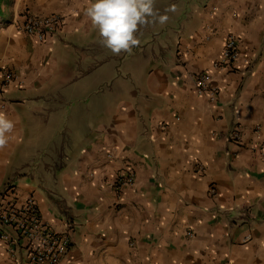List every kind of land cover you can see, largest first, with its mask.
Segmentation results:
<instances>
[{
	"label": "crops",
	"instance_id": "0c3cea01",
	"mask_svg": "<svg viewBox=\"0 0 264 264\" xmlns=\"http://www.w3.org/2000/svg\"><path fill=\"white\" fill-rule=\"evenodd\" d=\"M33 2L28 13L64 25L44 42L16 26L0 35V82L16 76L0 89L16 121L0 196L11 184L46 223L75 224L60 264H264V0H155L169 20L120 55L100 43L88 0ZM230 35L232 72L215 68ZM200 73L217 104L196 92ZM127 168L136 184L117 192Z\"/></svg>",
	"mask_w": 264,
	"mask_h": 264
},
{
	"label": "built area",
	"instance_id": "2783aa9c",
	"mask_svg": "<svg viewBox=\"0 0 264 264\" xmlns=\"http://www.w3.org/2000/svg\"><path fill=\"white\" fill-rule=\"evenodd\" d=\"M64 25V18L58 14L37 16L27 13L19 23V29L40 42L58 35ZM240 56L239 41L230 35L227 37L221 59L215 64L217 69L232 72ZM16 79L11 71H4L0 89ZM196 92L212 104H217L220 89L214 85L208 73H200L194 78ZM229 141L239 144L241 132L234 127L228 135ZM136 174L132 168L120 172L112 187L120 192L124 188H133ZM210 193L215 194L214 188ZM0 242L4 243L11 264H60L68 255L73 244L76 226L73 222L65 223V230L46 223L41 216L38 204L30 196L19 201L11 184L5 186L0 196Z\"/></svg>",
	"mask_w": 264,
	"mask_h": 264
},
{
	"label": "clouds",
	"instance_id": "9594fccd",
	"mask_svg": "<svg viewBox=\"0 0 264 264\" xmlns=\"http://www.w3.org/2000/svg\"><path fill=\"white\" fill-rule=\"evenodd\" d=\"M167 11L175 12L176 6ZM86 16L98 30L100 43L114 55L131 53L140 44L137 33L141 27L159 22L165 24L169 17L155 9V0H88ZM16 127V121L0 112V150L5 149Z\"/></svg>",
	"mask_w": 264,
	"mask_h": 264
},
{
	"label": "rangeland",
	"instance_id": "374dc122",
	"mask_svg": "<svg viewBox=\"0 0 264 264\" xmlns=\"http://www.w3.org/2000/svg\"><path fill=\"white\" fill-rule=\"evenodd\" d=\"M34 0H3L0 3L1 17H0V35L3 29L8 26L19 27V21L23 16L32 12ZM7 4H9L7 6ZM16 9V10H15Z\"/></svg>",
	"mask_w": 264,
	"mask_h": 264
},
{
	"label": "trees",
	"instance_id": "16d2710c",
	"mask_svg": "<svg viewBox=\"0 0 264 264\" xmlns=\"http://www.w3.org/2000/svg\"><path fill=\"white\" fill-rule=\"evenodd\" d=\"M2 2H3V0H0V3H2ZM8 5H9V4H7V6H8ZM1 15H2V14H1V10H0V17H1Z\"/></svg>",
	"mask_w": 264,
	"mask_h": 264
}]
</instances>
